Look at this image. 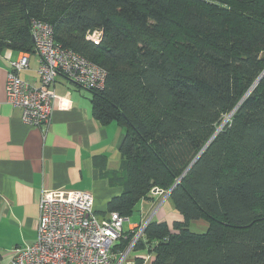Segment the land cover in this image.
Returning a JSON list of instances; mask_svg holds the SVG:
<instances>
[{"label":"trees","instance_id":"obj_1","mask_svg":"<svg viewBox=\"0 0 264 264\" xmlns=\"http://www.w3.org/2000/svg\"><path fill=\"white\" fill-rule=\"evenodd\" d=\"M32 19L106 70L92 113L124 129L107 213L129 217L179 180L167 199L182 220L151 219L134 248L150 264H264V0H0V55L34 53Z\"/></svg>","mask_w":264,"mask_h":264},{"label":"crops","instance_id":"obj_2","mask_svg":"<svg viewBox=\"0 0 264 264\" xmlns=\"http://www.w3.org/2000/svg\"><path fill=\"white\" fill-rule=\"evenodd\" d=\"M20 52H12L16 59ZM35 55V68H31ZM38 58L29 57L28 68L19 76L38 83ZM9 69L4 53L0 55V264H5L11 251L33 243L37 237L39 197L43 187L49 190H86L94 198V210L107 215L108 201L120 194L122 170L119 145L124 129L115 122L106 124L92 113V92L63 76L54 82L56 103L48 126L33 127L21 121L20 109L6 100L5 82ZM31 73V74H30ZM136 205V215L122 227L132 231L165 196L150 194ZM167 198V197H166ZM159 208L157 221L171 226L182 216L168 199ZM200 228L207 225L196 220ZM191 224V223H190ZM170 228V227H169ZM171 229V228H170ZM118 242V241H117ZM116 242V243H117ZM127 264L144 255L145 249H133ZM128 255V256H129ZM143 264H150L145 262Z\"/></svg>","mask_w":264,"mask_h":264},{"label":"built area","instance_id":"obj_3","mask_svg":"<svg viewBox=\"0 0 264 264\" xmlns=\"http://www.w3.org/2000/svg\"><path fill=\"white\" fill-rule=\"evenodd\" d=\"M30 32L34 54L38 63V83L21 78L19 71L28 68L30 53L20 52L11 58L12 49L4 51L9 69L6 75L7 102L20 109L21 121L33 127L48 126L52 119L56 93L54 82L58 76L88 90H98L104 85L106 70L71 48L56 43L51 24L32 19ZM101 30L87 33L86 39L98 44ZM152 194L165 196L156 188ZM160 190V191H159ZM164 197L163 199H165ZM161 199L158 205L163 201ZM94 198L86 190H49L43 187L39 197V217L36 240L25 246L15 247L5 264H122L126 251H114L116 242L123 237V224L127 216L110 211L105 217L95 212ZM154 211L153 213H155ZM151 217L136 225L132 232L129 250L133 249ZM135 249V248H134ZM140 255L143 263L153 255Z\"/></svg>","mask_w":264,"mask_h":264},{"label":"rangeland","instance_id":"obj_4","mask_svg":"<svg viewBox=\"0 0 264 264\" xmlns=\"http://www.w3.org/2000/svg\"><path fill=\"white\" fill-rule=\"evenodd\" d=\"M34 54V53H33ZM34 58H35V55H33L32 56V61H31V68H35V61H34ZM263 69H264V67H263ZM264 71V70H263ZM31 74V73H30ZM256 85V84H255ZM254 83L251 85V87L249 88V90L247 91V93H249L253 88H254ZM233 112H234V109L232 110ZM231 111V112H232ZM228 113L227 115H225V116H223V119H222V121H221V123L222 124H224V123H226V122H229L230 121V119H231V117H232V114H233V112L232 113ZM222 124H219L218 125V128L220 129L221 128V125ZM167 199V198H166ZM164 200L165 199H163V201L160 203V205L159 206H157L158 205V202H156L155 203V205H153V207H152V210L149 212V214L147 215V216H145V220L146 219H148L149 217H151V219H156V217H157V213H158V211H159V208L162 206V204H163V202H164ZM154 211H156L155 213H153ZM137 211H134L133 212V214H131L129 217H128V220L127 221H125V224H124V228L126 227V224L128 223V222H130L131 220H134L131 216H133V215H136L137 213H136ZM200 221H204V220H200ZM170 223H173V222H171L170 221ZM194 223H196V222H191V224H190V229L192 230V231H194V232H198V233H202V232H205V226L203 225L202 226V228H200V223H202V222H198L197 224H194ZM204 224H206L207 225V223L204 221ZM170 228H172V224H171V226H169ZM129 245H130V242H129V244L125 247V249H119V248H116V250H118L120 253H123V252H125L126 251V253H127V255H126V257H127V259L128 258H131L132 257V253L129 255V252H131L133 249H134V246H133V249H130L129 250ZM129 255V256H128ZM122 264H127L126 263V260L122 263Z\"/></svg>","mask_w":264,"mask_h":264},{"label":"water","instance_id":"obj_5","mask_svg":"<svg viewBox=\"0 0 264 264\" xmlns=\"http://www.w3.org/2000/svg\"><path fill=\"white\" fill-rule=\"evenodd\" d=\"M263 74H264V71L261 72V74H260V76L258 77L257 81L262 77ZM232 112H233V111H232ZM232 112H231V113H232ZM222 125H223V124H222ZM222 125H221V126H222ZM218 129H219V128H218ZM204 147H205V146H204ZM204 147H203V148H204ZM203 148H202V149H203ZM202 149H201L200 152L197 154V156H195V158L192 160V162L188 165V167L186 168L185 172L190 168V166L193 164V162L195 161V159L199 156V154L201 153ZM178 181H179V180H177L175 184H177ZM175 184H174V185H173L168 191L165 192V197H168V195L170 194V192H171L172 188L175 186ZM156 191H157V189L154 188V189H153V192L155 193ZM159 191H160V190H159Z\"/></svg>","mask_w":264,"mask_h":264},{"label":"bare ground","instance_id":"obj_6","mask_svg":"<svg viewBox=\"0 0 264 264\" xmlns=\"http://www.w3.org/2000/svg\"><path fill=\"white\" fill-rule=\"evenodd\" d=\"M257 81L254 82V85L256 84Z\"/></svg>","mask_w":264,"mask_h":264}]
</instances>
